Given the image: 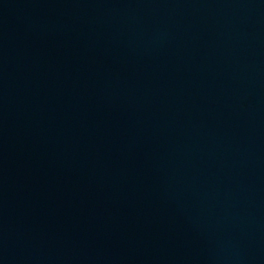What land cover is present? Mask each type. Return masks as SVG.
Returning <instances> with one entry per match:
<instances>
[{"label": "water", "instance_id": "95a60500", "mask_svg": "<svg viewBox=\"0 0 264 264\" xmlns=\"http://www.w3.org/2000/svg\"><path fill=\"white\" fill-rule=\"evenodd\" d=\"M0 264H264V0H0Z\"/></svg>", "mask_w": 264, "mask_h": 264}]
</instances>
